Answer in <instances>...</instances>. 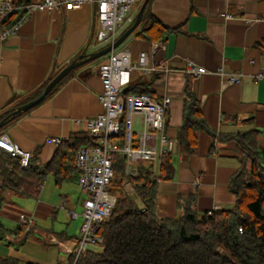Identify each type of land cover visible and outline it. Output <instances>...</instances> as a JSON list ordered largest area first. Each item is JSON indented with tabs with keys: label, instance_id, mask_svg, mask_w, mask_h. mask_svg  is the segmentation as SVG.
Listing matches in <instances>:
<instances>
[{
	"label": "crops",
	"instance_id": "1",
	"mask_svg": "<svg viewBox=\"0 0 264 264\" xmlns=\"http://www.w3.org/2000/svg\"><path fill=\"white\" fill-rule=\"evenodd\" d=\"M144 1L138 0L135 14L130 15L120 36L133 25ZM95 12L94 3L77 8L63 3L34 12L18 30L0 37V113L17 103H27L83 51L96 52L109 46L91 44L98 32ZM150 12L169 28L164 37L158 41L142 38L139 28L119 49L129 52L135 64L146 52L155 64L163 61L171 67L168 73L156 71L150 76L134 68L129 84L138 91L148 90L147 94L160 102L165 96L172 101L166 132L176 140L175 176L159 182L158 214L178 217L179 198L191 194L197 197L200 212L231 208L237 197L230 184L243 165L242 151L236 139L219 136L260 131L258 146L264 160V77L256 79L264 73V0H152ZM160 42L163 46L154 51ZM104 60L74 69L54 95L6 125L1 136L7 135L23 150L37 155L40 163L51 162L62 141L84 133L80 121L106 112L98 98L103 91L100 66ZM189 60L208 73L187 74ZM221 69L225 74H242V81L229 83L226 75L219 73ZM188 91L201 102L210 131L219 135L214 139L202 130L196 154L182 153L178 137ZM135 128L143 131L142 120ZM52 138L61 142L49 141ZM72 177L58 185L49 175L40 194L32 198L0 188L4 228L0 227V258L13 257L20 264H71L83 225V212L76 209L81 206L84 210L87 199L77 203L73 193L84 190L74 185ZM23 213L35 220L33 234L28 236L27 229L19 230L25 227L20 220Z\"/></svg>",
	"mask_w": 264,
	"mask_h": 264
},
{
	"label": "trees",
	"instance_id": "2",
	"mask_svg": "<svg viewBox=\"0 0 264 264\" xmlns=\"http://www.w3.org/2000/svg\"><path fill=\"white\" fill-rule=\"evenodd\" d=\"M12 1L15 10L2 20L0 32L21 20L25 13L23 5L42 0ZM151 3L152 0L144 10L137 28H141L138 36L158 41L169 28L151 14ZM70 75L59 82L47 98L54 95ZM55 76L50 77L28 101L39 96ZM138 90L130 85L126 92L148 93V90ZM25 103H17L0 113V122ZM14 120L8 119L7 125ZM202 130L208 131L214 139L219 136L210 131L201 102L188 91L184 121L178 132L182 153H197ZM219 137L236 139L242 151L243 165L230 184L237 197L231 208L200 212L197 197L191 194L179 198L178 217L162 218L158 214L159 182L172 180L175 176L173 152L162 156L157 171L153 164L144 162L138 165L134 175H126V159L118 154L114 159L115 177L110 188L117 198L116 204L110 218L102 222L98 230L103 244L100 249L73 256L71 264H264V164L258 146L261 132ZM91 143L92 139L86 133L73 134L60 143L53 160L47 164L40 163L37 155L32 154L29 168L22 167L21 157L0 148V188L27 198L37 197L49 175H53L60 185L80 174L76 165L78 149ZM0 227L3 228L1 222ZM33 227L28 231L25 227L19 230H25L28 236L33 234ZM0 264H20V261L5 257L0 258Z\"/></svg>",
	"mask_w": 264,
	"mask_h": 264
},
{
	"label": "built area",
	"instance_id": "3",
	"mask_svg": "<svg viewBox=\"0 0 264 264\" xmlns=\"http://www.w3.org/2000/svg\"><path fill=\"white\" fill-rule=\"evenodd\" d=\"M87 2L96 6L98 41L112 45L130 19L129 14L138 0H42L25 4L22 7L25 13L21 20L2 30L0 37H6L18 30L20 24L36 11L55 9L63 3L69 8H77ZM14 10L13 1H0V23ZM162 46L163 42L157 43L154 51ZM104 58L100 66L103 91L98 98L106 112L79 122L83 132L92 139V143L80 147L76 155V165L80 170L79 185L88 194L82 213L81 235L72 251V255L76 257L91 249H98L96 247L103 244V237L98 230L100 224L110 218L117 200L110 192L115 177V156H123L126 159V175H134L138 165L144 162L158 168L162 156L173 152L176 143L166 132L171 99L165 96L160 102L152 95L126 92L130 84V73L134 68H139L150 76L156 71L170 72V65L163 61L155 64L146 52L141 53L139 63L135 64L129 52L120 49L113 50ZM185 72L193 76L208 73L205 67L192 60L186 62ZM219 73L226 75L229 83H240L243 78V75L238 73L225 74L223 69ZM263 77L264 73L256 75L257 80ZM135 117H141V132L135 128ZM49 141L60 143L61 139L52 138ZM4 146L12 156L21 157L23 168H29L31 152L10 141L7 135L0 137V148ZM125 184L133 190L128 182ZM20 220L27 230L35 224L34 218L24 213L20 215Z\"/></svg>",
	"mask_w": 264,
	"mask_h": 264
},
{
	"label": "water",
	"instance_id": "4",
	"mask_svg": "<svg viewBox=\"0 0 264 264\" xmlns=\"http://www.w3.org/2000/svg\"><path fill=\"white\" fill-rule=\"evenodd\" d=\"M150 0H145L143 5L141 6L137 16L136 20L133 23V25L127 29L118 39L115 43L112 45H109L108 47H105L99 51L96 52H90L87 53L86 51H83L76 59H74L69 65L65 66L56 76L47 84L43 92L37 96L36 98L28 101L27 103L17 107L13 112H11L6 118H4L0 122V130L4 128L7 125L8 119H16L18 115L22 113H26L41 102H43L47 96L52 92V90L55 88V86L61 82L65 77H67L74 69H77L85 64L97 61L107 55L108 53L112 52L113 50L119 49L123 43L126 41V39L132 35L136 29L139 27V25L142 22L143 13L144 10L149 3Z\"/></svg>",
	"mask_w": 264,
	"mask_h": 264
},
{
	"label": "rangeland",
	"instance_id": "5",
	"mask_svg": "<svg viewBox=\"0 0 264 264\" xmlns=\"http://www.w3.org/2000/svg\"><path fill=\"white\" fill-rule=\"evenodd\" d=\"M0 1H2V0H0ZM134 10H135V6L132 8V11H131L130 14L134 15V14H135ZM130 14H129V16H130ZM99 43H100V42L98 41V37H97V35H96L94 41H92L91 44L94 46V45H98ZM102 44H104V43H102ZM101 59H102V58H101ZM140 120H141V119H140L139 117H135V118H134V122H135V125H136L137 127H138L139 124H140ZM146 164H147V165H150L151 163L146 162ZM263 164H264V160H263ZM155 168H156V167H155ZM72 182L74 183V185H77V186H78V184H79V183H78V182H79V174L74 175V177H72ZM80 189H82V188L80 187ZM79 192H81V195L79 194ZM73 194H74L75 198L77 199V203L80 202V200H82L83 198H87V197H88L87 192H85V191L82 192V190H80V191L78 190V193H73ZM78 204H79V203H78ZM76 212L79 213V214H81V213L83 212V208H82L81 206H79V208L76 209ZM77 223H79V221H78ZM96 248L100 249L101 246H98V247H96Z\"/></svg>",
	"mask_w": 264,
	"mask_h": 264
}]
</instances>
